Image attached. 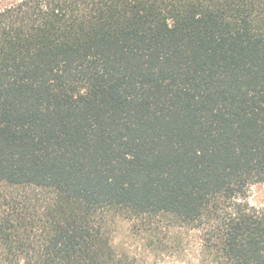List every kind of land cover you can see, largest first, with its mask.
Masks as SVG:
<instances>
[{"label": "trees", "instance_id": "trees-1", "mask_svg": "<svg viewBox=\"0 0 264 264\" xmlns=\"http://www.w3.org/2000/svg\"><path fill=\"white\" fill-rule=\"evenodd\" d=\"M264 0H22L0 12V264H117L114 218L264 264Z\"/></svg>", "mask_w": 264, "mask_h": 264}, {"label": "rangeland", "instance_id": "rangeland-1", "mask_svg": "<svg viewBox=\"0 0 264 264\" xmlns=\"http://www.w3.org/2000/svg\"><path fill=\"white\" fill-rule=\"evenodd\" d=\"M21 1L0 0V12ZM248 201L264 207V184L253 186ZM111 227V248L117 264H196L199 233L172 218H162L152 232H139V227L123 218H114Z\"/></svg>", "mask_w": 264, "mask_h": 264}]
</instances>
